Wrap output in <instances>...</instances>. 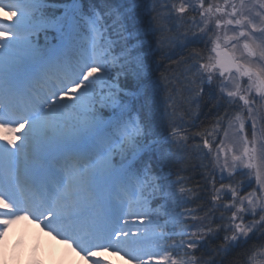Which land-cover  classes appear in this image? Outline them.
I'll return each mask as SVG.
<instances>
[{"label":"snow or ice","instance_id":"snow-or-ice-1","mask_svg":"<svg viewBox=\"0 0 264 264\" xmlns=\"http://www.w3.org/2000/svg\"><path fill=\"white\" fill-rule=\"evenodd\" d=\"M0 11V240L27 220L93 264H264V0Z\"/></svg>","mask_w":264,"mask_h":264},{"label":"rangeland","instance_id":"rangeland-1","mask_svg":"<svg viewBox=\"0 0 264 264\" xmlns=\"http://www.w3.org/2000/svg\"><path fill=\"white\" fill-rule=\"evenodd\" d=\"M255 187V185H253ZM51 241L46 238L43 241L36 240L33 238L32 240H27L25 243L23 242L21 246H16L15 248V256L13 262L11 264H23L24 259L26 264H31V262L35 259L42 264H60V262H56L54 256L55 251H48L47 247L50 245ZM6 246V243L3 244ZM26 246V247H25ZM103 256L100 255L98 258L102 261H106L107 264H128V260L123 255H117L114 252H105Z\"/></svg>","mask_w":264,"mask_h":264},{"label":"bare ground","instance_id":"bare-ground-1","mask_svg":"<svg viewBox=\"0 0 264 264\" xmlns=\"http://www.w3.org/2000/svg\"><path fill=\"white\" fill-rule=\"evenodd\" d=\"M180 56V55H178ZM157 59L160 60L159 57H157ZM166 62L167 64H169L171 61H164ZM203 118V117H202ZM204 119V118H203ZM17 229L15 223L10 225V230H13L15 231ZM48 251H51L52 250V247L50 246L48 249ZM58 254L62 257L60 259H58V261L60 262L61 260L65 261L66 263L71 261V260H74L73 258L75 257V254L72 252L71 249L67 248V249H62L61 251L58 252ZM58 256V257H60ZM78 264H87L84 260L80 259L78 261Z\"/></svg>","mask_w":264,"mask_h":264},{"label":"clouds","instance_id":"clouds-1","mask_svg":"<svg viewBox=\"0 0 264 264\" xmlns=\"http://www.w3.org/2000/svg\"><path fill=\"white\" fill-rule=\"evenodd\" d=\"M41 231H43V230L41 229ZM47 235H48V234H47ZM67 246H68V245H67ZM68 248L71 249L70 246H68ZM2 264H9V261H8L6 255L4 256V258H3V260H2ZM40 264H42V262H40ZM60 264H66V262L63 261V260H61V261H60ZM67 264H71V262L69 261V262H67Z\"/></svg>","mask_w":264,"mask_h":264},{"label":"trees","instance_id":"trees-1","mask_svg":"<svg viewBox=\"0 0 264 264\" xmlns=\"http://www.w3.org/2000/svg\"><path fill=\"white\" fill-rule=\"evenodd\" d=\"M159 61H160V60H159ZM170 64H171V62H170L169 64L166 63L165 65H164V64H162V65H164V66L169 65V66H170ZM162 65H161V66H162ZM161 66H160V67H161ZM205 112H207V109H205ZM203 118H204V117H203ZM203 118H201V119H203Z\"/></svg>","mask_w":264,"mask_h":264}]
</instances>
